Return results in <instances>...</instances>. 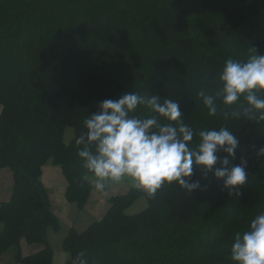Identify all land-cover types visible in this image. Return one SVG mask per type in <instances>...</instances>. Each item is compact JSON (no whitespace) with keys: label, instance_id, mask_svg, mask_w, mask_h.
I'll list each match as a JSON object with an SVG mask.
<instances>
[{"label":"trees","instance_id":"16d2710c","mask_svg":"<svg viewBox=\"0 0 264 264\" xmlns=\"http://www.w3.org/2000/svg\"><path fill=\"white\" fill-rule=\"evenodd\" d=\"M254 55H264V0H0V169L14 182L0 203V260L16 251V264H54L50 232L62 225L44 170L61 169L66 201L84 211L94 184L91 174L81 179L75 139L101 101L134 90L179 100L196 131L227 126L240 141L231 162H246L247 180L228 196L194 166L203 191L190 195L174 183L154 196L133 188L113 197L102 219L62 239L64 264L80 252L88 264H233L236 232L264 212V121L234 118L239 105L219 101L209 115L197 93L219 91L228 58ZM130 115L152 113L138 106ZM141 199L147 207L130 215ZM22 243L40 249L26 256Z\"/></svg>","mask_w":264,"mask_h":264},{"label":"clouds","instance_id":"9594fccd","mask_svg":"<svg viewBox=\"0 0 264 264\" xmlns=\"http://www.w3.org/2000/svg\"><path fill=\"white\" fill-rule=\"evenodd\" d=\"M218 80L215 94H206L203 88L197 93L209 115L217 113L219 101L226 107L239 105L231 112L234 118L264 121V55L251 56L247 62L228 58ZM138 106L150 109L152 115L143 119L130 115ZM83 125L86 131L75 139L86 170L81 179L91 174L97 192H104L109 182L127 180L149 196L174 183L192 195L205 190L201 180H193L194 166L201 169L202 179L211 173L228 196L239 195V186L247 180L246 162H231L240 143L237 136L227 126L194 130L182 118L179 100L161 102L157 95L133 90L117 100L101 101ZM194 136L199 138L195 145ZM257 154L264 156V147ZM230 259L233 264H264V212L251 219L246 231L236 232ZM72 264H88L85 253H78Z\"/></svg>","mask_w":264,"mask_h":264},{"label":"rangeland","instance_id":"374dc122","mask_svg":"<svg viewBox=\"0 0 264 264\" xmlns=\"http://www.w3.org/2000/svg\"><path fill=\"white\" fill-rule=\"evenodd\" d=\"M72 138H73V130L68 128L66 130V138H65L66 142L71 141ZM48 170L52 171V174H54L56 185L60 184L59 176L64 180L65 183V189L63 191L57 192L55 190L56 193L55 201L56 199L61 198V201L63 202L62 207L56 205V209H54L60 219L62 230L59 233L51 232V238L54 239L53 247L55 249L54 263L64 264L66 254L65 252H63L62 249V239L67 235L69 229L75 226L83 230L86 227L90 226L95 220H99L108 211V209L110 208L109 200L111 198L117 196H124L125 194L129 193V191L134 187H132L127 180H122L116 183L109 182L108 187L104 192H97L94 189L87 206L85 207L84 211L81 213L76 208L75 205L68 203L64 197V193L67 188V183L61 169L59 167L53 166V164L50 163L45 168L44 174L47 173ZM2 171L4 172L7 170L0 169V172ZM0 178H1L0 188L6 187L7 181H5L4 178L7 177H0ZM90 179L94 184L95 178L91 176ZM50 193L54 194L53 191H50ZM55 204H57V202ZM146 207H147V202L144 199H141L132 208L129 209L128 213L130 215L136 214L143 211ZM24 247H27L29 249L37 248V246H30L27 243H25ZM15 252L16 251H11L6 255H4L0 260V264H16L14 259Z\"/></svg>","mask_w":264,"mask_h":264},{"label":"crops","instance_id":"0c3cea01","mask_svg":"<svg viewBox=\"0 0 264 264\" xmlns=\"http://www.w3.org/2000/svg\"><path fill=\"white\" fill-rule=\"evenodd\" d=\"M0 177H7V178H4V180L7 181L6 187L0 188V203H2V202L9 201V199L11 197V192H12V189L14 186V182H13L12 174L10 172H8V170L4 171V172L3 171L0 172ZM59 178H60V184L56 185L55 176H54V174H52V171L48 170L47 173H45L43 176V182L45 183L49 192L50 191L54 192V194H52L51 200H52L53 205L57 202V204H55V207H54L55 209H56V205H59L61 207L63 206V202L61 201V198H58L55 201V198H56L55 190L57 192H61L65 189L64 180L60 176H59ZM0 183H1V178H0ZM24 245H25V243H22V251H23L24 255H26V256H28L32 253H35L40 249V247L29 249L27 247H24Z\"/></svg>","mask_w":264,"mask_h":264}]
</instances>
